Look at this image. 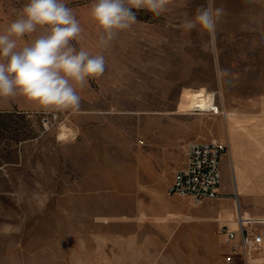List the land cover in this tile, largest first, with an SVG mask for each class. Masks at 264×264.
<instances>
[{"label":"rangeland","instance_id":"1","mask_svg":"<svg viewBox=\"0 0 264 264\" xmlns=\"http://www.w3.org/2000/svg\"><path fill=\"white\" fill-rule=\"evenodd\" d=\"M92 2L66 0L84 30L74 43L106 58L77 87L79 109L0 99V264H224L230 206L168 189L188 143L228 142V122L264 113V0H214V40L182 28L206 0H170L160 16L133 8L137 22L107 49ZM26 3L0 0V31ZM201 96L210 106H193Z\"/></svg>","mask_w":264,"mask_h":264},{"label":"clouds","instance_id":"2","mask_svg":"<svg viewBox=\"0 0 264 264\" xmlns=\"http://www.w3.org/2000/svg\"><path fill=\"white\" fill-rule=\"evenodd\" d=\"M170 0H93L90 14L98 26V45L107 49L120 31L136 23L132 9H147L160 16L168 11ZM224 14L214 0L197 8L185 18V31L199 30L214 40L217 24ZM83 28L66 0H27L16 10L15 19L0 31V99L22 96L36 110H78L83 88L89 78L106 70L102 53L92 54L77 44ZM27 38V39H26ZM218 76H228L229 69L217 64Z\"/></svg>","mask_w":264,"mask_h":264},{"label":"built area","instance_id":"3","mask_svg":"<svg viewBox=\"0 0 264 264\" xmlns=\"http://www.w3.org/2000/svg\"><path fill=\"white\" fill-rule=\"evenodd\" d=\"M229 151V143L221 140L188 143L185 162L173 174L169 193L194 204L220 200L223 159ZM228 222H234L236 227L224 224L220 229L225 245L224 264H236L237 257L248 263L262 250L263 238L257 226L264 220L247 218L238 208L235 219Z\"/></svg>","mask_w":264,"mask_h":264},{"label":"crops","instance_id":"4","mask_svg":"<svg viewBox=\"0 0 264 264\" xmlns=\"http://www.w3.org/2000/svg\"><path fill=\"white\" fill-rule=\"evenodd\" d=\"M256 110L264 112V104H258ZM239 122L242 124L227 123L226 140L230 145V151L223 159V182L221 185L223 197L219 201L230 206V209L225 213V217L228 218L227 222L235 219L237 203L247 218L264 220V208L259 209L264 206V113L257 114L256 118L252 117ZM227 156L231 160L233 170L231 186L224 183ZM244 194L249 200L251 197H256L258 205L262 206L251 209V206L246 203V206L242 207L241 199ZM230 225L233 228L236 227L234 222H231ZM257 230L263 238L262 250L254 254L248 263L237 257L236 264H264V222L257 226Z\"/></svg>","mask_w":264,"mask_h":264},{"label":"bare ground","instance_id":"5","mask_svg":"<svg viewBox=\"0 0 264 264\" xmlns=\"http://www.w3.org/2000/svg\"><path fill=\"white\" fill-rule=\"evenodd\" d=\"M212 102V99L208 98V97H198L196 98L193 106L195 108H205L207 106H210V103Z\"/></svg>","mask_w":264,"mask_h":264}]
</instances>
